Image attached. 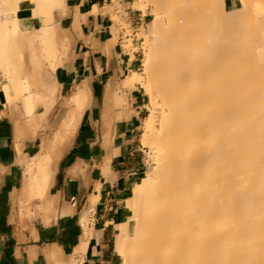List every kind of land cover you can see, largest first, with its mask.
Instances as JSON below:
<instances>
[{
	"label": "bare ground",
	"instance_id": "6f19581e",
	"mask_svg": "<svg viewBox=\"0 0 264 264\" xmlns=\"http://www.w3.org/2000/svg\"><path fill=\"white\" fill-rule=\"evenodd\" d=\"M5 3L47 17L61 0ZM150 3L147 72L124 88L150 98L152 155L119 222L121 264H264V0Z\"/></svg>",
	"mask_w": 264,
	"mask_h": 264
},
{
	"label": "crops",
	"instance_id": "0c3cea01",
	"mask_svg": "<svg viewBox=\"0 0 264 264\" xmlns=\"http://www.w3.org/2000/svg\"><path fill=\"white\" fill-rule=\"evenodd\" d=\"M115 1L119 9L114 0H64L65 11L54 12L57 51L67 53L63 51L68 48L74 57L72 65L63 59L56 63L57 67H65L66 78L58 80L55 72L49 81L54 88L50 90L54 92L51 97L55 98L54 104L65 99L72 89L74 95L78 91L86 94V88L96 84L103 88L100 96L105 99L109 87L114 84L117 94L118 85L138 71L137 52L127 46L131 41L132 48H137L142 36L150 33L151 14L136 8L134 0ZM13 21L18 24V33L24 35L37 34L43 27V18L33 9L20 19L15 15ZM75 23L77 29L73 31ZM67 40L70 46L63 47ZM3 58L0 264H121L116 249L119 217L145 165L134 136L139 125L138 110L143 105L142 96L138 95L141 88L127 90L121 84L128 91V102L136 113L130 119L118 121L121 133L116 132V126L109 142L92 140L86 147L79 143L78 154L76 158L73 156L78 164L59 166L60 161L75 153L73 142L52 138L45 143L37 141L34 131L38 127L26 119L27 111L19 100L21 95L13 101L9 99L16 90H6L10 78L6 74V53ZM27 65L26 56L19 82L26 80ZM59 113L69 111L62 105ZM54 123H59V116L49 128L57 129ZM47 154L52 163L50 173L49 169L45 173L35 171L28 182V163L32 160L38 163Z\"/></svg>",
	"mask_w": 264,
	"mask_h": 264
},
{
	"label": "rangeland",
	"instance_id": "374dc122",
	"mask_svg": "<svg viewBox=\"0 0 264 264\" xmlns=\"http://www.w3.org/2000/svg\"><path fill=\"white\" fill-rule=\"evenodd\" d=\"M134 1L137 2L135 5L136 8L143 10L145 13L147 12L151 14L150 18L153 21V25H154L156 15L152 13L153 7L152 4L150 3V0L147 1L134 0ZM5 2L6 0H0V8H4L2 11L0 9L1 11L0 34L1 36L4 37V39L2 40H4L3 41L4 43H6L5 44L6 46L5 45L2 46L4 44L2 43V45H0V50L1 49L7 50L5 52L6 73L10 77L9 79L13 81L10 87L9 86L6 87H9L8 90L11 89L16 90L12 92V95L14 96L11 95L9 99L10 101H13L16 99V96L21 95V98L19 100L22 101L23 106L27 111L25 115L26 119L31 123H34L35 127H38L35 128L36 130L34 131L36 134L37 141L40 142L43 141L45 143L47 139L52 138L57 140L58 142H66V141L73 142L74 144L73 150L75 151V153L74 154L70 153L67 158L60 161L59 166L74 167L78 163L75 162L73 156H75L76 158V153L78 151V148L81 147L80 145L82 143H84L86 147V145L88 143L90 144L92 140H96V141L103 140L109 142L112 139L113 136L112 133L114 132L116 126H117L116 127L117 133H121L122 131V126L120 123H118V121L122 119H126L127 117H129L128 119H130L132 114H136L135 111L131 108L130 103L128 102L127 99L128 91L122 89V87L124 88L125 80L123 84L121 82L118 85L117 94H115L114 91L116 90L114 84L111 87H109L105 99L102 97V95L100 96V93L102 94L103 88L99 87L96 84L86 88L88 94L87 93L85 94V92L83 91H78L74 95L75 89H72L70 90L69 95L65 99L63 100L61 99L58 104H54L55 98L54 99L51 98L54 92L50 91L51 89L54 90V88L49 81L52 79L55 72L57 73L56 75L58 77V80L62 81L66 78L65 67L62 65L57 67L56 63L60 64L63 59L64 61L70 62V64L72 65L74 61L73 54L68 48L63 51V52H67L68 54L67 53L62 54L60 51L59 52L57 51L58 45L56 41V32H55L56 26L53 23L54 21L53 14L54 12L60 13L65 11L64 0H61L60 7L54 9L51 16L46 17L40 13H37L43 18V27L45 25H49L46 31V39L42 38L43 34L42 31H40L43 27L37 31V34L24 35L18 33V26H17L18 24L16 21H13V17L16 15L20 19L30 13L26 15H21L19 13V8L17 5L10 6L8 5V3ZM114 6H116L117 9H119V6L118 4H116L115 0H114ZM76 24L77 23H75V26L72 27L73 31L77 29ZM1 28H3L6 32L3 29L1 31ZM14 29H16L17 31ZM152 31L153 29L150 31V33ZM150 37L151 35L149 33L146 34L145 36H142L139 46L137 48L136 47L132 48L131 41H129L127 46V49H132L133 52H137L138 71L135 73H137L140 76H145L147 72L146 64H147V59L149 58V51H150L149 48L152 44V40L149 39ZM62 46L69 47L70 46L69 41L67 40V42H64ZM36 48L39 49L36 50ZM26 56L28 58V65L26 66L27 67L26 80H24L23 82H19L18 79L20 78V74H22V70L25 69L24 66H22V63L24 62V58ZM0 57H2L0 58V61L4 60L3 54H0ZM9 79H7L8 82L10 81ZM7 83L6 85H8ZM136 88H141V87L138 86L132 89H136ZM132 89L129 88L127 90H132ZM40 91H44V92L42 93ZM22 93H26L27 96H22ZM78 94H81V96L79 95L80 96L79 97ZM138 95L142 96L143 105L141 107V110H138L139 114L137 117H138L139 125L134 132V136L136 137V143L140 145L142 149L141 155L143 157V162L145 164L143 167V172H145L144 174H147L150 170L149 162L151 160L152 154L150 153L151 150L149 151L150 147L143 143V139L145 134V123H147V120L150 119L152 105L150 104L151 102L149 96L147 95L146 91L143 88L139 89ZM77 97L79 98L77 99ZM62 105L68 109L69 113L58 114V111L61 109ZM53 106L54 108L52 112L48 113L49 110L51 111ZM58 116H59V123L52 124V125H58V128L57 129L49 128L51 126L50 123L56 122ZM82 150L83 152H85V148H83ZM51 164H52L51 158L48 154L40 157L38 163L33 160L30 161L27 165V170H26L27 181L29 182L30 176L34 175L35 171H38L39 173H45L49 169V173H50ZM127 206H128V200L126 201L125 208L122 210V214L119 217V222L121 218L124 217ZM117 228H118V234L116 236V244L118 237L121 233V227L119 226V223Z\"/></svg>",
	"mask_w": 264,
	"mask_h": 264
}]
</instances>
